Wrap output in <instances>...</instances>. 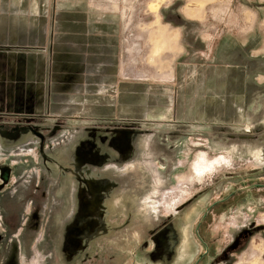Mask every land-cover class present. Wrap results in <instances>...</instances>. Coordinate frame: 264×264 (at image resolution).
<instances>
[{
  "label": "rangeland",
  "instance_id": "374dc122",
  "mask_svg": "<svg viewBox=\"0 0 264 264\" xmlns=\"http://www.w3.org/2000/svg\"><path fill=\"white\" fill-rule=\"evenodd\" d=\"M0 27V264H264V0H0Z\"/></svg>",
  "mask_w": 264,
  "mask_h": 264
},
{
  "label": "bare ground",
  "instance_id": "6f19581e",
  "mask_svg": "<svg viewBox=\"0 0 264 264\" xmlns=\"http://www.w3.org/2000/svg\"><path fill=\"white\" fill-rule=\"evenodd\" d=\"M200 160H201L200 161L201 163L197 167L195 166V168H196L195 172H196L198 177L203 176L204 172H207L208 170H210L212 167H214V165H219L222 161H224V158L221 157V158L216 159L215 161H211V162H207L206 159H203V158H201ZM206 163L208 164L207 167H206Z\"/></svg>",
  "mask_w": 264,
  "mask_h": 264
},
{
  "label": "flooded vegetation",
  "instance_id": "af4514ba",
  "mask_svg": "<svg viewBox=\"0 0 264 264\" xmlns=\"http://www.w3.org/2000/svg\"><path fill=\"white\" fill-rule=\"evenodd\" d=\"M145 205H146V203H145ZM150 207V206H149ZM158 209H159V207H157ZM156 207H155V213H158L157 211H158V209H157ZM177 211V209H176V206H175V208H174V210H173V212H176ZM189 239V238H188ZM190 241V242H189ZM189 241H188V246H189V248H191L192 247V249H194L193 247H194V245H196L195 243H193L190 239H189ZM186 247V246H185ZM185 247H183V255L185 254V251H186V248ZM196 247V246H195Z\"/></svg>",
  "mask_w": 264,
  "mask_h": 264
},
{
  "label": "crops",
  "instance_id": "0c3cea01",
  "mask_svg": "<svg viewBox=\"0 0 264 264\" xmlns=\"http://www.w3.org/2000/svg\"><path fill=\"white\" fill-rule=\"evenodd\" d=\"M5 29H3V27L1 28L0 27V33L2 32V31H4ZM16 64H15V66H14V70H13V72L15 73L16 72ZM14 89H17L16 87H14ZM4 96H5V94L0 90V100L2 99V98H4ZM192 248V247H191ZM190 248V249H191ZM193 248H195V245H194V247Z\"/></svg>",
  "mask_w": 264,
  "mask_h": 264
},
{
  "label": "water",
  "instance_id": "95a60500",
  "mask_svg": "<svg viewBox=\"0 0 264 264\" xmlns=\"http://www.w3.org/2000/svg\"><path fill=\"white\" fill-rule=\"evenodd\" d=\"M87 202H90V200H87ZM98 204H100V203L98 201H95V203L93 205V210H91L92 212H95L99 208Z\"/></svg>",
  "mask_w": 264,
  "mask_h": 264
}]
</instances>
